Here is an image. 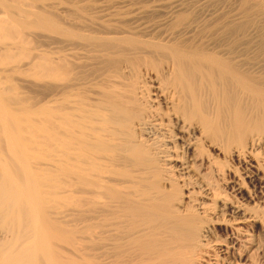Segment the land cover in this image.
Returning a JSON list of instances; mask_svg holds the SVG:
<instances>
[{
  "label": "bare ground",
  "instance_id": "1",
  "mask_svg": "<svg viewBox=\"0 0 264 264\" xmlns=\"http://www.w3.org/2000/svg\"><path fill=\"white\" fill-rule=\"evenodd\" d=\"M263 238L264 0H0V264H264Z\"/></svg>",
  "mask_w": 264,
  "mask_h": 264
},
{
  "label": "rangeland",
  "instance_id": "2",
  "mask_svg": "<svg viewBox=\"0 0 264 264\" xmlns=\"http://www.w3.org/2000/svg\"><path fill=\"white\" fill-rule=\"evenodd\" d=\"M41 1H44V0H41ZM33 42H34V41H33ZM33 42H32V43H33ZM42 42H43V44H41V45L39 44V43H41V41H40V42H37V43L34 42V43L31 44L30 46H31V48H34V47L36 48V46H37V47H40V46H41V47H45V48H46V47H47V46H46V45H47L46 41H42ZM35 43H36V45H35ZM37 44H38V45H37ZM33 45H35V46H33ZM18 56H19V59L22 60L23 57H21L20 55H18ZM30 89H31V88H29L28 91H29V92L31 91L30 94H33V96L35 95V93H36L37 91H39V93H41L42 91H43V93H45L44 91H46V88H42V89H41V92H40V90H37V91L35 92V89H32V90H30ZM44 89H45V90H44ZM25 90L27 91V89H25ZM33 90H34V91H33ZM184 192H185V190H184ZM262 243H264V238H263V240H262Z\"/></svg>",
  "mask_w": 264,
  "mask_h": 264
}]
</instances>
